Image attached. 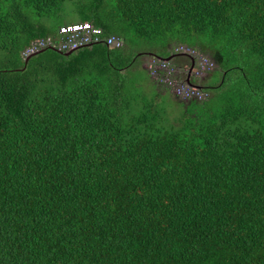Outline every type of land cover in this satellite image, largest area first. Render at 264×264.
Here are the masks:
<instances>
[{
    "label": "trees",
    "instance_id": "obj_1",
    "mask_svg": "<svg viewBox=\"0 0 264 264\" xmlns=\"http://www.w3.org/2000/svg\"><path fill=\"white\" fill-rule=\"evenodd\" d=\"M72 24L125 47L25 67ZM136 44L209 56L210 97L141 101ZM0 264H264V0H0Z\"/></svg>",
    "mask_w": 264,
    "mask_h": 264
},
{
    "label": "built area",
    "instance_id": "obj_2",
    "mask_svg": "<svg viewBox=\"0 0 264 264\" xmlns=\"http://www.w3.org/2000/svg\"><path fill=\"white\" fill-rule=\"evenodd\" d=\"M102 31L100 29L94 28L90 25L85 24H72L66 27H63L60 31V34L63 36V42L61 45L56 47V49L62 52H70L79 50L81 47H84L91 43L94 38L92 35L97 36ZM96 40H98L96 38ZM108 45L116 47L117 42L115 40H108ZM51 41H42L40 43V48L45 49L52 45ZM120 44L117 45V47ZM177 53L189 52L195 53L188 47H180L177 49ZM198 53L196 54V56ZM216 63H214L210 58L202 56L198 58V69L194 71L193 76L195 78H201L204 74L214 71ZM180 68L169 61H154L152 68H150V75L152 78H155L160 84L169 88L174 92L178 97L184 100H191L197 102H203L209 97V93L201 89L189 86L182 79L180 80L175 75L178 73Z\"/></svg>",
    "mask_w": 264,
    "mask_h": 264
},
{
    "label": "clouds",
    "instance_id": "obj_3",
    "mask_svg": "<svg viewBox=\"0 0 264 264\" xmlns=\"http://www.w3.org/2000/svg\"><path fill=\"white\" fill-rule=\"evenodd\" d=\"M66 26H69V25H63V26H61L60 28H59V30H58V34L56 35V36H50V37H48V38H44V40H38V41H35V42H33V43H31L25 50H24V52L22 53V58H23V62H24V64H25V67H26V65L29 63V61H31L34 57H36V56H38V55H40V54H43L44 52H42V51H44V50H56V51H58V52H62V51H60V50H58V49H56V47H58L59 45H61V43L63 42V36L60 34V31H61V29L63 28V27H66ZM97 29H100L102 32L101 33H99L97 36H95L94 37V39L96 40V38L100 41V42H103V44H107L108 45V40H115L116 42H117V44H116V47H113V46H109L110 48H112V49H115V50H120V49H123L124 47H125V41L124 40H122L121 38H119V37H117V36H115V37H112V38H110V39H108V40H106V39H104V37H103V34L105 33V31H104V29L103 28H97ZM42 41H51V42H53V44L52 45H50L49 47H46L45 49H43V48H40L39 46H40V43L42 42ZM90 44V43H89ZM118 44H120L118 47H117V45ZM82 48V47H81ZM180 48V47H179ZM178 49V48H177ZM177 49L175 50V51H173L172 52V55L173 54H180V55H182V56H186L187 54L189 55L187 58H189L190 59V61H191V66L188 68V69H184V68H182V69H180L179 71H178V73L175 75V78H176V76L180 79V80H184L185 81V83L187 84V85H189V86H192V87H195V88H200L201 89V87L197 84V81H201V79L204 77V76H208L209 74H211L212 72H214L216 69H217V64H216V67H215V69H214V71H212V72H209V73H206V74H204L201 78H195L194 76H193V73H194V71L195 70H197L198 69V58H200V57H202V56H206V55H204V54H201V53H199V52H195V53H192V55H190L191 53H189V52H183V53H177L178 51H177ZM191 49V48H190ZM45 51V52H46ZM77 51V50H76ZM76 51H73V53H75ZM71 52V51H70ZM66 54V53H68V52H63L62 54ZM198 53V55L196 56V54ZM149 57H151L150 58V61H149V68H147V71H148V73H149V75H150V68H152V66H153V64H154V61H166V60H162L161 58H164V57H161V56H158V55H156V54H149ZM171 57V56H170ZM206 57H208V58H210L209 56H206ZM167 58H169V57H167ZM177 58V57H176ZM175 59V58H174ZM211 59V58H210ZM212 60V59H211ZM27 61V63H25ZM173 61V59L171 60V61H169V62H172ZM213 61V60H212ZM136 62V61H135ZM134 62V63H135ZM193 62H195V67H194V70H192V72H191V74H190V76H188V72H189V70L191 69V67H192V64H193ZM214 62V61H213ZM215 63V62H214ZM150 77L152 78V76L150 75ZM190 79L189 81H190V84L187 82V79ZM158 82V81H157ZM158 86H164V85H162V84H160L159 82H158ZM201 90H203V89H201ZM169 91L171 92V93H173L175 96H177L174 92H172V90H170L169 89ZM203 91H205V90H203ZM206 92V91H205ZM178 97V96H177ZM209 97H210V93H209ZM208 97V98H209ZM178 98H180V97H178ZM207 98V99H208ZM181 100H183V101H186V102H190L191 100H184V99H182V98H180ZM192 102V101H191ZM127 122H128V124L129 125H133V127H134V129H141V125H143V124H141V123H138V122H136L134 119H129L128 118V120H127Z\"/></svg>",
    "mask_w": 264,
    "mask_h": 264
},
{
    "label": "crops",
    "instance_id": "obj_4",
    "mask_svg": "<svg viewBox=\"0 0 264 264\" xmlns=\"http://www.w3.org/2000/svg\"><path fill=\"white\" fill-rule=\"evenodd\" d=\"M174 48V47H173ZM172 48H170L169 50H167L166 52H162L161 53V57L167 58L169 57V55L171 56L172 53L170 52ZM166 53V54H164ZM149 54H156L159 56V53L157 51L154 52H144L143 55L140 59L137 60V63L140 61L141 64L136 67V85L141 89L140 92V100L142 101V97H144L146 94H148L149 91L154 92L156 97L154 100L158 99L159 96H161L162 94L164 95V92L166 91L163 87L161 86H157L151 79L147 68H149V61L150 58ZM165 55V56H164ZM149 76L151 82L153 83V85L151 84V82L148 80V78L146 77ZM207 77L204 76L201 81H203L205 78ZM201 81H197V84L199 85ZM170 92V91H169ZM170 94L173 97V101L168 102V107L167 110L168 112H171L172 110V106L176 105V108H178V110H182L181 104L187 103L186 101L181 100L180 98H178L177 96H175L173 93L170 92ZM163 98V97H162ZM181 103V104H180Z\"/></svg>",
    "mask_w": 264,
    "mask_h": 264
},
{
    "label": "rangeland",
    "instance_id": "obj_5",
    "mask_svg": "<svg viewBox=\"0 0 264 264\" xmlns=\"http://www.w3.org/2000/svg\"><path fill=\"white\" fill-rule=\"evenodd\" d=\"M68 13H65V14H63L62 15V17L64 18V19H67V18H69V19H71V17L70 16H68L67 15ZM131 38H132V40H134V41H141V40H143V39H139V38H136V36H134V35H132L131 36ZM145 40V39H144ZM135 52L133 53L134 55H136V54H141L142 52H150L151 50H150V48H148L146 45H138L137 46V44L135 45ZM159 54L160 53H162V52H160V51H157ZM164 54H166V53H164ZM189 55L187 54L186 55V57H188ZM141 64V62L139 61L138 63L136 62V65H135V67L134 68H132V69H130V71H129V74L130 75H132L133 77L135 76L136 77V67H137V65L139 66ZM134 77V78H135ZM146 77L148 78V80L151 82V80H150V78H149V76H147L146 75ZM136 79V78H135ZM136 81V80H135ZM151 84L153 85V83L151 82ZM154 86V85H153ZM200 86V85H199ZM198 89H200V88H198ZM166 90V89H165ZM155 97H156V95H155V93L154 92H151V91H149L148 92V94H146L144 97H143V100L145 101V100H151L150 101V103H152V104H154V105H157L158 107H159V110H167V107H168V102H171V101H173V97H172V95L170 94V92L168 91V90H166L165 92H164V95L162 94L161 96H159L158 97V99H156V100H154L155 99ZM163 97V98H162ZM215 99V98H214ZM182 113H181V110L179 109L178 110V108H176V105H173L172 106V110H171V112H170V115L169 116H171L174 120H181L182 119V115H181ZM183 122H185V120H183ZM141 127L143 128L144 127V125H141Z\"/></svg>",
    "mask_w": 264,
    "mask_h": 264
},
{
    "label": "water",
    "instance_id": "obj_6",
    "mask_svg": "<svg viewBox=\"0 0 264 264\" xmlns=\"http://www.w3.org/2000/svg\"><path fill=\"white\" fill-rule=\"evenodd\" d=\"M46 50H44V51H42V52H45ZM60 53H63V52H60ZM73 53V51H71V52H68V53H64L65 55H71ZM178 56H180V54H173V55H171V57H169V58H161L162 60H166V61H171L172 59H174V58H176V57H178ZM25 63H27V61L25 62ZM194 67H195V62H193V64H192V67H191V69L189 70V72H188V76H190V74H191V72H192V70H194ZM190 79L188 78L187 79V82L190 84V81H189Z\"/></svg>",
    "mask_w": 264,
    "mask_h": 264
}]
</instances>
